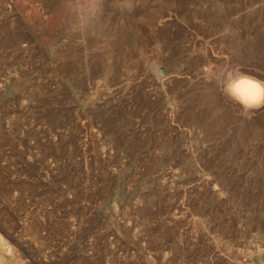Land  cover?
Returning a JSON list of instances; mask_svg holds the SVG:
<instances>
[{"label":"rangeland","instance_id":"obj_1","mask_svg":"<svg viewBox=\"0 0 264 264\" xmlns=\"http://www.w3.org/2000/svg\"><path fill=\"white\" fill-rule=\"evenodd\" d=\"M241 78L264 0H0V264H264Z\"/></svg>","mask_w":264,"mask_h":264},{"label":"bare ground","instance_id":"obj_2","mask_svg":"<svg viewBox=\"0 0 264 264\" xmlns=\"http://www.w3.org/2000/svg\"><path fill=\"white\" fill-rule=\"evenodd\" d=\"M206 65V64H205ZM230 83V82H229ZM252 84H259L257 81L249 79V78H241L234 83L231 82L229 86H227L228 91L235 103L241 105L243 108H254L258 104L251 103V98L254 95V89L250 87ZM227 90V89H226ZM239 100L249 101V103H240ZM225 100V99H224Z\"/></svg>","mask_w":264,"mask_h":264},{"label":"clouds","instance_id":"obj_3","mask_svg":"<svg viewBox=\"0 0 264 264\" xmlns=\"http://www.w3.org/2000/svg\"><path fill=\"white\" fill-rule=\"evenodd\" d=\"M250 87L254 89V95L251 98V103H264V84H252ZM237 99L240 103H249V101L239 100V98Z\"/></svg>","mask_w":264,"mask_h":264}]
</instances>
